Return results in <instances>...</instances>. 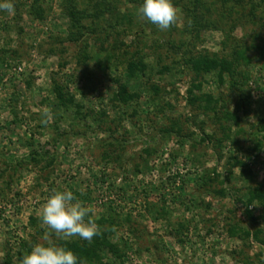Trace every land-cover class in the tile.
I'll return each instance as SVG.
<instances>
[{
  "label": "rangeland",
  "instance_id": "obj_1",
  "mask_svg": "<svg viewBox=\"0 0 264 264\" xmlns=\"http://www.w3.org/2000/svg\"><path fill=\"white\" fill-rule=\"evenodd\" d=\"M107 1L0 11V264L44 242L53 188L99 228L91 242L53 234L58 246L108 243L113 264H264V200L248 204L264 192V0H172L179 21L164 31L139 18L143 0ZM187 50L234 61L238 83L191 71ZM134 57L152 71L130 78ZM121 86L139 97L123 102Z\"/></svg>",
  "mask_w": 264,
  "mask_h": 264
},
{
  "label": "clouds",
  "instance_id": "obj_2",
  "mask_svg": "<svg viewBox=\"0 0 264 264\" xmlns=\"http://www.w3.org/2000/svg\"><path fill=\"white\" fill-rule=\"evenodd\" d=\"M0 11L14 14V5L10 0L0 3ZM142 20L156 25L161 31L176 25L179 13L172 0H143L138 9ZM42 124L47 125L52 120L51 109L43 110ZM93 212L90 206H85L72 190H57L53 188L39 210L41 221L50 230L46 232L42 243H36L29 254H25L21 264H78L77 256L65 247L58 246L52 239L55 237L69 240L79 237L91 242L99 234L98 225L89 214Z\"/></svg>",
  "mask_w": 264,
  "mask_h": 264
},
{
  "label": "trees",
  "instance_id": "obj_3",
  "mask_svg": "<svg viewBox=\"0 0 264 264\" xmlns=\"http://www.w3.org/2000/svg\"><path fill=\"white\" fill-rule=\"evenodd\" d=\"M102 1H103L104 6L111 8L110 7L111 3L109 1L107 0H102ZM198 4H201V1H197L196 5ZM198 7H194L188 12L192 19V23L195 27L203 26L202 25L203 18L200 17L196 13L198 10L197 9ZM38 11H41V10L38 9ZM96 16L97 18L99 17V15H96ZM121 20L122 22H128V23L131 22V19L129 18V16H126V15H122ZM71 29L72 30L78 29L77 21L72 24ZM184 59L189 69H191V71L193 70V72H195L196 74H200V73L211 74L214 71H218L223 76L224 72H228L230 73V76L234 80V83L235 84L238 83L237 68H234V66L232 65L234 63V61L232 60H229L227 58L219 59L218 57L211 56L207 53L197 55V54L191 53L190 50H187V53ZM126 64H127V74L130 78H136L139 76V74H141V76H146L148 72L152 71L148 69V66L145 64L144 59L141 57H138V58L134 57L133 59H128ZM120 90H121L120 92L125 93V95L120 97V99L125 103L130 102L135 96L139 97L138 94L133 97H131V95L126 94L127 89L125 86H121ZM241 165H242L241 176L244 178V180L251 181L252 180L251 171L248 170L245 163H242ZM256 200L258 201L264 200V192H262L260 188L249 191L248 204H252ZM248 214H249L248 215L249 219L253 222L255 220L254 217L251 215V213H248ZM111 227H113V224L111 225ZM245 235L249 237L250 231L249 230L245 231ZM259 235H260L259 233H256L255 238L259 239ZM60 246L65 247L68 250H71L77 256L78 264H113V263L102 261L104 252H106V250L108 249L112 251L115 256H118L117 257L118 259H121L122 257V255L121 254L119 255L115 247H112L111 244L107 243V245H103V243L99 241L96 242L95 244H87L86 242L79 243L75 241H62ZM26 247L28 251H25V253L18 252V255H20L19 257L21 259L23 258L25 254H29L32 249L31 246H26ZM120 264H124V263L121 262Z\"/></svg>",
  "mask_w": 264,
  "mask_h": 264
}]
</instances>
